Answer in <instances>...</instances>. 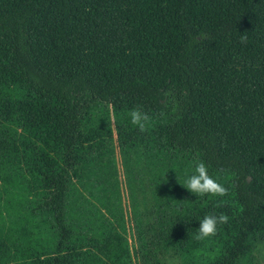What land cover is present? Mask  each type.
Instances as JSON below:
<instances>
[{
	"label": "trees",
	"instance_id": "trees-1",
	"mask_svg": "<svg viewBox=\"0 0 264 264\" xmlns=\"http://www.w3.org/2000/svg\"><path fill=\"white\" fill-rule=\"evenodd\" d=\"M0 264H264V0H0Z\"/></svg>",
	"mask_w": 264,
	"mask_h": 264
},
{
	"label": "clouds",
	"instance_id": "clouds-1",
	"mask_svg": "<svg viewBox=\"0 0 264 264\" xmlns=\"http://www.w3.org/2000/svg\"><path fill=\"white\" fill-rule=\"evenodd\" d=\"M248 40L247 32L241 35L240 42L246 43ZM131 123L138 126L141 132L146 131L147 125L152 121L153 117L142 106L133 108L130 113ZM187 189L196 195L204 196L210 194L212 196H226L228 189L218 182L217 179L209 175L208 167L203 161H199L195 165L194 174L186 181ZM230 217L225 213L218 216L214 214L205 215L199 224L196 239H204L217 234V225L227 224Z\"/></svg>",
	"mask_w": 264,
	"mask_h": 264
}]
</instances>
